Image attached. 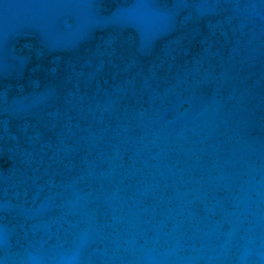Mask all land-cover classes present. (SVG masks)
<instances>
[{
  "label": "water",
  "instance_id": "obj_1",
  "mask_svg": "<svg viewBox=\"0 0 264 264\" xmlns=\"http://www.w3.org/2000/svg\"><path fill=\"white\" fill-rule=\"evenodd\" d=\"M0 264H264V0H0Z\"/></svg>",
  "mask_w": 264,
  "mask_h": 264
}]
</instances>
